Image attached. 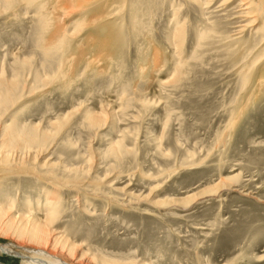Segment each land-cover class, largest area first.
Returning <instances> with one entry per match:
<instances>
[{
    "label": "rangeland",
    "instance_id": "rangeland-1",
    "mask_svg": "<svg viewBox=\"0 0 264 264\" xmlns=\"http://www.w3.org/2000/svg\"><path fill=\"white\" fill-rule=\"evenodd\" d=\"M63 1L0 0V245L29 260L49 194L67 263L264 264L263 1L233 43L241 0Z\"/></svg>",
    "mask_w": 264,
    "mask_h": 264
},
{
    "label": "bare ground",
    "instance_id": "bare-ground-1",
    "mask_svg": "<svg viewBox=\"0 0 264 264\" xmlns=\"http://www.w3.org/2000/svg\"><path fill=\"white\" fill-rule=\"evenodd\" d=\"M23 2L25 1L27 4H36V3H39V10L40 11H42V12H44V9H45V2L47 1V0H22ZM48 1H50V0H48ZM53 2H54V4L56 5L55 6V8L58 6L57 4H58V2H57V0H52ZM60 1V0H59ZM64 1H66L67 2V0H64ZM63 1V2H64ZM112 1H114V0H112ZM118 1V0H117ZM261 1H263V12H264V0H261ZM57 2V3H56ZM71 4H72V6L73 5H75V6H77V7H79V8H77V9H80V8H82V9H86V10H90V7L92 8V7H95L96 6V8H99L100 9V14H101V16L100 17H98L97 16V18H93L94 19V21H93V24H95V25H98V26H100L101 28H103L104 29V27H106V28H110V23L108 22V18H110V16H113V14L115 13V10L114 9H111L112 7H110L109 6V2H111V0H70L69 1ZM7 3H9V2H7ZM50 3V2H49ZM61 4V3H60ZM114 4H115V2H114ZM117 4V3H116ZM71 6V5H70ZM75 6H74V8H75ZM241 7H242V18H244V19H246V20H249V21H251V22H248L247 24H244V25H241V27H239L240 29L239 30H237V32L235 33V34H233V36L230 38V43L232 42H237L242 36H243V33L244 32H247L248 31V29L250 30V28H252L251 30H250V32H253V30H254V28H255V25L254 24H256L255 22L257 21V10L255 9V4H254V2L253 1H247V0H241V5H240ZM51 7V6H50ZM53 7V6H52ZM60 7V6H59ZM114 7V6H113ZM257 7V6H256ZM47 8V7H46ZM63 8V7H62ZM53 9V8H52ZM58 9V8H57ZM255 9V10H254ZM63 10V9H62ZM61 10V11H62ZM102 10V11H101ZM52 11V10H51ZM57 11V10H56ZM59 11V10H58ZM116 11H119V9L118 10H116ZM102 12V13H101ZM47 14H48V12H46ZM50 14V13H49ZM46 16V15H45ZM114 16H115V14H114ZM51 17V16H50ZM50 17H48V18H50ZM107 18V19H106ZM263 20H262V22H263V28H264V13H263V18H262ZM48 20H43V23H44V25L46 24V23H48L47 22ZM49 24V23H48ZM92 24V26H94ZM254 25V27H252ZM48 26V25H47ZM89 26H91V25H89ZM179 29L180 28H178V30H176V32H175V39L174 40H176L177 38H178V36H179ZM181 30V29H180ZM264 30V29H263ZM249 32V33H250ZM257 32V31H256ZM103 34V33H102ZM57 35V34H56ZM60 34H58V36H59ZM57 36V38H55V37H53L54 39H52L53 41H54V45L56 44V45H60L63 41H64V38L63 37H65L64 35H61V36H59L58 37ZM63 36V37H62ZM67 36V35H66ZM66 38V37H65ZM68 38V37H67ZM263 40H264V36H263ZM44 43H46L45 41H43ZM49 43L51 42L50 40L48 41ZM65 42V41H64ZM48 43V45H49V47H50V45L51 44H49ZM229 43V44H230ZM64 44V43H63ZM42 45H44V44H42ZM53 45V46H54ZM65 45V44H64ZM63 45V46H64ZM63 46H61V47H63ZM46 47H48V46H45V48ZM48 47V49L50 50V48ZM54 48V47H53ZM57 48V47H56ZM66 48V47H65ZM47 49V48H46ZM63 49V48H62ZM62 49H60V50H62ZM48 50V51H49ZM54 50H57V49H54ZM68 50V49H67ZM64 51V50H63ZM263 51H264V43H263ZM45 52V51H44ZM54 52V51H53ZM59 52V51H58ZM62 52V51H61ZM65 56V55H64ZM66 63V62H65ZM184 63V62H183ZM64 64H62V67L64 68V66H63ZM68 66H70V65H68ZM143 70V69H142ZM3 76V75H2ZM258 79H256V83L254 84V86H258V85H260V87H261V85H263V89H264V53H263V77L261 78V76H259V77H257ZM4 79V78H3ZM4 80H6V79H4ZM9 82H10V80H9ZM4 83V82H3ZM2 82L0 83V86L3 84ZM11 83V82H10ZM7 84V83H6ZM10 86L12 87V88H14L15 87V85L14 84H10ZM7 87V86H6ZM1 88V87H0ZM9 88V87H8ZM5 89V88H4ZM0 90V108H2L6 103H9V102H7L8 101V98H9V94H8V92H7V90ZM10 89V88H9ZM19 89V88H18ZM11 90H13V89H11ZM13 91H16V90H13ZM7 92V93H6ZM14 93V92H13ZM13 95V94H12ZM10 98H12V96L10 97ZM10 100V99H9ZM96 118H98L97 116H95V115H89V119L92 121V122H94V121H97V119ZM9 128V127H8ZM12 131V130H11ZM12 134V133H11ZM7 135V134H6ZM20 136V135H19ZM19 136H17V138L19 137ZM36 136V135H35ZM9 137V136H8ZM7 137V138H8ZM11 138H14V136L13 137H11ZM10 138V139H11ZM22 139H23V136H22ZM36 139V138H35ZM12 140V139H11ZM19 140H21V139H19ZM19 140H17V142L19 141ZM25 140H27V139H25ZM10 141V140H9ZM28 141V140H27ZM29 141H30V138H29ZM36 141V140H35ZM35 141H33V142H35ZM7 142H8V140H7ZM17 142H16V144H17ZM21 142V141H20ZM23 142H24V140H23ZM6 144V143H5ZM23 144V143H22ZM32 144V143H31ZM24 145H25V143H24ZM23 145V146H24ZM27 145V144H26ZM3 146H6V145H3ZM17 146V145H16ZM6 148H7V146H6ZM0 154H2V157H3V155L5 154H3L2 152L0 153ZM8 154V153H7ZM6 155V154H5ZM12 156V155H11ZM5 157V156H4ZM7 158H8V156H6ZM5 157V158H6ZM4 159V158H3ZM11 159V158H10ZM25 161V160H24ZM16 162V161H15ZM15 162H13V161H11V163H15ZM2 163H4L5 164V166L7 165L8 167H9V165L8 164H10V163H8V161L7 160H0V165H2ZM13 165H15V164H13ZM17 165H19V164H17ZM44 166V165H43ZM2 167V166H1ZM15 167V166H14ZM6 168V167H5ZM10 169V168H9ZM18 168H15L14 170L16 171ZM24 169V168H23ZM23 169H20V170H23ZM11 170V169H10ZM14 170H12V171H14ZM19 170V169H18ZM14 171V172H15ZM8 172V171H7ZM218 188H220V187H218ZM207 191H201V193H199V194H197V195H195V197L196 196H203V194H205ZM211 193V192H210ZM34 203H37V205H38V209H39V207L41 206L40 204H43V206L42 207H44V210L42 211L43 213H44V216H43V218H44V220L43 221H39V220H29V219H20L19 221H20V226L21 227H19L18 229H19V234H23L24 236H27L33 243H35L36 245H37V247H38V249H36V250H33V251H29V250H25V253H27V254H31V256L28 258L29 260H27V258L26 257H28V256H23V255H19V254H22V253H20V252H16L15 251V249H12L11 247H7V246H2V245H0V253L1 254H4V255H8V256H11V257H16V255H17V257H20V258H22V259H24V264H74L75 262H76V258H75V254H73L72 256H73V261H72V263L71 262H69V263H67L68 262V260H67V262L64 260V259H61V258H58V256L59 255H55V253H52V252H49L48 250H49V248H51V249H54L55 247H59V246H61L60 248H61V252L62 253H64V252H66V253H71V250L70 249H68L67 247H66V243H64L63 242V239L61 238V237H59V236H57V234L56 233H54L53 231H51L50 230V224H51V221H53L52 219H54V217H55V215H56V212H57V208H58V206H59V203H60V201H59V199L57 198V197H55V196H52V195H49V194H46V195H44V196H37V197H35V201H34ZM30 206V205H29ZM29 206H28V208H29ZM11 207V206H10ZM9 208V207H8ZM7 208V209H8ZM6 208L4 209V211H6L7 210ZM37 209V210H38ZM35 211V210H34ZM32 215V214H31ZM28 217V216H27ZM8 223H13L12 221H11V218H8V221H7ZM22 250H24V249H22ZM84 259V258H83ZM23 261V260H22ZM80 262V261H79ZM78 263V261L76 262V264ZM80 263H82V262H80Z\"/></svg>",
    "mask_w": 264,
    "mask_h": 264
}]
</instances>
